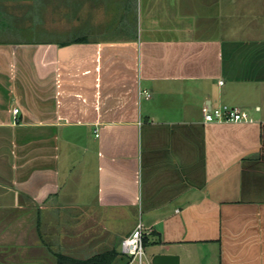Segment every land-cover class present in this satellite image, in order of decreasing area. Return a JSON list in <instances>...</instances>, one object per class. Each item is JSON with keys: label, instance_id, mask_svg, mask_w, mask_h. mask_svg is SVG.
Masks as SVG:
<instances>
[{"label": "crops", "instance_id": "obj_1", "mask_svg": "<svg viewBox=\"0 0 264 264\" xmlns=\"http://www.w3.org/2000/svg\"><path fill=\"white\" fill-rule=\"evenodd\" d=\"M137 3L117 37L0 28V264H124L139 221L148 264H264V0Z\"/></svg>", "mask_w": 264, "mask_h": 264}, {"label": "rangeland", "instance_id": "obj_2", "mask_svg": "<svg viewBox=\"0 0 264 264\" xmlns=\"http://www.w3.org/2000/svg\"><path fill=\"white\" fill-rule=\"evenodd\" d=\"M34 4V0H10L1 5V9L17 17L11 26L16 29L5 31L4 38L65 40L85 36L95 40L120 36L121 29L128 27L125 21L121 20L125 5L128 7V0H44L37 10L36 19L26 16L28 7ZM139 6L137 3V19H144ZM132 13V17L136 15L134 11ZM133 264L140 262L137 260ZM142 264H148L145 257Z\"/></svg>", "mask_w": 264, "mask_h": 264}, {"label": "built area", "instance_id": "obj_3", "mask_svg": "<svg viewBox=\"0 0 264 264\" xmlns=\"http://www.w3.org/2000/svg\"><path fill=\"white\" fill-rule=\"evenodd\" d=\"M151 95L146 92V97ZM19 109H15L17 114ZM204 120L207 123H244L250 121V117L247 113L237 107H233L227 104L220 105L218 107L205 106L203 108ZM151 231L144 227L143 223L139 221L132 231V233L124 238L120 244V252L123 255L131 257L133 261L139 260L140 264L143 262L145 256L144 241Z\"/></svg>", "mask_w": 264, "mask_h": 264}, {"label": "trees", "instance_id": "obj_4", "mask_svg": "<svg viewBox=\"0 0 264 264\" xmlns=\"http://www.w3.org/2000/svg\"><path fill=\"white\" fill-rule=\"evenodd\" d=\"M35 4L28 7L26 16H33L34 19L37 18V10H39V7L44 3V0H34ZM125 5V4H124ZM125 9L123 12V17L121 20L125 21L124 23L128 26L126 28H133L136 30L137 28V0H128V7L125 5ZM132 11L136 13L132 17ZM132 18H131V17ZM17 18L10 15L5 10L1 9L0 7V28H11L13 26V23L15 22ZM88 37L85 36H78V37H71L65 40H60L61 45H68L73 43H80V42H88ZM145 242V241H144ZM117 254L115 251L107 252L104 254H100L97 256H94L87 260H76V259H64L63 257H60L59 264H113ZM131 258V257H130ZM127 259L124 264H128L131 259ZM68 261V262H67Z\"/></svg>", "mask_w": 264, "mask_h": 264}, {"label": "water", "instance_id": "obj_5", "mask_svg": "<svg viewBox=\"0 0 264 264\" xmlns=\"http://www.w3.org/2000/svg\"><path fill=\"white\" fill-rule=\"evenodd\" d=\"M152 264H179L178 255L158 254L152 259Z\"/></svg>", "mask_w": 264, "mask_h": 264}]
</instances>
